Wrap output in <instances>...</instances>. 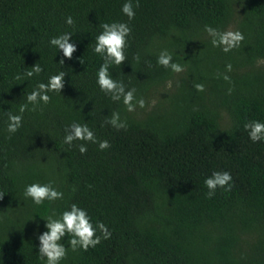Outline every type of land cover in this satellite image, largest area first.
Listing matches in <instances>:
<instances>
[{"label": "trees", "instance_id": "trees-1", "mask_svg": "<svg viewBox=\"0 0 264 264\" xmlns=\"http://www.w3.org/2000/svg\"><path fill=\"white\" fill-rule=\"evenodd\" d=\"M123 2L0 0V264H44V219L72 203L111 234L97 229L100 242L86 250H73L66 234L60 264H264V142L243 127L264 121V0H133L131 20ZM112 21L131 27L126 60L109 68L144 100L131 112L96 83L103 61L95 36ZM205 25L244 39L224 52ZM61 32L77 44L63 64L48 43ZM161 49L183 71L157 64ZM34 63L44 70L25 78ZM58 71L66 72L61 92L9 134L5 111L16 112L37 81ZM114 111L127 127L106 123ZM74 121L109 147L65 144ZM214 170L230 172L232 187L208 197L203 180ZM50 181L63 198L35 205L24 197L26 184Z\"/></svg>", "mask_w": 264, "mask_h": 264}, {"label": "clouds", "instance_id": "clouds-1", "mask_svg": "<svg viewBox=\"0 0 264 264\" xmlns=\"http://www.w3.org/2000/svg\"><path fill=\"white\" fill-rule=\"evenodd\" d=\"M121 12L131 20L135 16L133 0H124L121 5ZM64 23L71 26L74 24L73 17L68 15L64 18ZM101 31L95 36L93 52L99 54L102 63L96 71V83L99 89L106 95L110 96L113 101L122 102L127 111H133L137 105L143 107L144 100L135 96L134 88H126L123 81L113 79L110 75V65H121L126 60L125 48L127 38L131 32V27L125 21H112L100 24ZM205 31L211 37V44L219 46L222 51L228 52L240 45L244 39L243 33L239 30L220 31L210 25H205ZM73 32H61L58 35L51 36L48 40L50 46H53L61 53L59 63H64V58H72L77 44L71 37ZM139 59V55L137 56ZM157 64L170 69L173 72L183 71V66L172 59V53L167 49H161L157 55ZM227 70H231V64L225 65ZM44 69L40 64L34 63L24 73L25 78L33 77L40 74ZM65 71H58L50 74L47 80L36 82L32 90L25 94L24 103L19 104L16 112L6 110L7 123L6 131L11 134L15 133L23 122V114L26 111H34L42 104H47L51 99L50 92H61L64 86ZM225 80L229 77L224 75ZM197 90L202 91L203 84H195ZM231 91V89H229ZM106 123L119 129L127 127L126 121L122 120L119 112H113L106 119ZM247 131L248 137L252 142H264V121L251 120L243 125ZM85 141L97 143L100 149L109 147L108 140H98L92 128L87 123L72 122L65 129L63 141L71 146L73 141ZM78 150L81 153L87 151V144L80 143ZM232 175L228 171L214 170L211 175L206 176L203 180L207 188L206 195L212 197L217 189L229 191L232 187ZM25 198H29L33 204L41 205L45 201H54L63 198L64 193L53 186L52 182L39 183L33 182L26 184L23 189ZM44 231L37 235L38 240V257L44 261V264H60V261L66 256L67 249L62 242L66 234H71L68 240L69 246L76 250L77 248L87 249L95 246L101 240L100 235H96L97 229L102 233L103 238L110 236L108 227L102 222L97 221L95 226L86 209L72 203L68 208L61 211L58 215H49L44 219Z\"/></svg>", "mask_w": 264, "mask_h": 264}, {"label": "rangeland", "instance_id": "rangeland-1", "mask_svg": "<svg viewBox=\"0 0 264 264\" xmlns=\"http://www.w3.org/2000/svg\"><path fill=\"white\" fill-rule=\"evenodd\" d=\"M150 102H151V103H153V102H154V100H153V99H151V100H150Z\"/></svg>", "mask_w": 264, "mask_h": 264}]
</instances>
